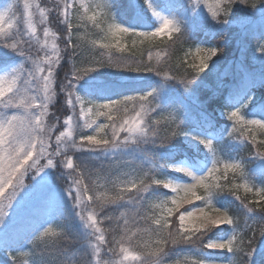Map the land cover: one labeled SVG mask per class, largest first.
<instances>
[{"label":"snow or ice","instance_id":"1","mask_svg":"<svg viewBox=\"0 0 264 264\" xmlns=\"http://www.w3.org/2000/svg\"><path fill=\"white\" fill-rule=\"evenodd\" d=\"M50 3L9 0L0 8V46L22 58L0 72V248L13 264H217L205 255L193 254L192 248L229 253V264H249L244 258H251L255 251L256 232L264 236V215H255L264 214V187L248 178L246 157L223 159L220 147L226 135L240 153L248 152L247 158L264 161V103H253L251 94L254 88H264V73L257 76L236 64L241 86L227 90L229 104L224 108L228 110L221 112L231 126L217 128L213 116L201 108L194 119L215 131L192 135L183 126L179 109L169 112L157 102L159 92L154 87L116 98L111 90H89L96 96L91 99L81 95L77 85L91 73L111 69L151 74L163 83L175 81L188 93L207 70L217 75L213 96L222 94L223 76L232 66L221 70V48L197 45L193 53L189 47L183 59L172 62L177 46L182 50L186 44V31L201 27L195 16L182 28L175 16L158 11L153 0H127L128 11L137 13L135 19L142 26L138 28L117 20L112 0L89 5L81 0ZM237 4L247 5L248 0H218L213 7L201 0L186 7L177 0L186 13L208 7L207 15L220 26L219 31L235 23L229 17ZM258 5L264 19V0L251 3L253 9ZM81 9L80 22L74 24ZM145 9L158 21L154 30L143 27L149 23L141 14ZM101 14L103 21L98 20ZM85 19L99 32L105 31L102 25L106 24L108 42L86 40L80 33L82 26L87 27ZM123 36L133 38V43L137 38L167 40L153 64L151 49L146 61L123 55ZM113 49L121 55H113ZM255 51L264 61V27ZM250 103L260 118L246 115ZM179 137L209 158L202 173L185 163L162 161L152 152ZM81 150L93 154L91 163L74 159V153ZM160 168L179 175L170 177ZM56 181L63 184L62 189ZM240 189L259 199L241 197ZM220 194L232 196L242 212L237 215L217 206ZM65 196L83 227L82 233L71 238L49 222L63 212ZM10 229H15V236ZM214 230L226 238L205 239ZM21 239H27L29 250H9ZM77 253L79 258L73 260Z\"/></svg>","mask_w":264,"mask_h":264},{"label":"trees","instance_id":"2","mask_svg":"<svg viewBox=\"0 0 264 264\" xmlns=\"http://www.w3.org/2000/svg\"><path fill=\"white\" fill-rule=\"evenodd\" d=\"M112 1L115 3V14L118 21L125 23V25L128 26L138 27V28L142 27L135 19L137 13L130 12L125 7L127 0H112ZM38 2H42V0H38ZM252 2L253 0H248L247 5H240V9L238 10L239 11L238 13H236V9L239 7V4L234 5L233 12L230 14L229 20L235 22L236 20H240L239 18H241V16H245L246 14L252 13L256 15L259 9V5L256 9H253L251 7ZM163 4L164 5L166 4L168 7L183 14L184 16L187 15L188 19L192 16H195L194 11L189 10L186 13L184 8L177 6V0H166ZM185 6L188 7L190 5L185 4ZM141 14L148 17L149 23L147 25H144L143 27L149 30L155 25V23L148 16L146 10H143ZM179 18L182 28H186L187 26V24H185L186 22L183 19H181V17ZM195 22L201 25V27L193 31H186V41H185L186 44L183 45L182 50L179 48V46H177V51L173 55L172 62L173 64H175L177 57L183 59V52L187 51L189 47L192 48L193 53L197 45H201V46L214 45L221 48L222 52L220 53V58L218 61V63L221 66V70L224 71L226 66L230 64L232 66L231 69L227 71V74L223 76L224 86L223 89L220 90L222 94L213 96V92L217 91V75L214 73H208L207 70L204 73H201L199 77H197V80L193 83L189 92L186 93L184 89L181 88L175 81H169L167 83H163L159 77H156L151 74L114 72L111 69H100L97 72L91 73L88 77H86L85 84L83 85L86 87L82 88L83 93L90 94L89 90H95V91L111 90V92L113 93L112 97H116L117 94H130L133 91H146L149 90L150 87H154L157 89L160 96L158 97L157 102L162 106H166L168 108V111L173 110L172 108L179 109L182 115L184 112L188 113V110H186L185 108H187L188 105L192 104L190 100H188L187 98L197 102L202 100L203 98L204 103L210 101L209 104L212 106L218 105L220 103L223 106H225V104L223 103V98L224 96L227 95V90L241 86L240 75L239 73L235 72L236 64H243L250 73H255L257 76L264 73V61H262L261 58L258 57V53H256L255 51L257 47V38L259 37L260 30L262 29V27H264V25L260 24L258 25V27H256V29H251L252 27L250 26V24H247L245 27V31L242 32L241 28L239 29L238 26L236 27L235 23L225 26L224 31H219L220 26L215 25L214 22L211 21V19L199 18L195 16ZM207 26H212V27H207ZM213 27L216 29L215 35H212ZM166 40H167L166 37H157L156 39H154V43L152 45L149 43L148 45L150 46L142 45L141 47L132 49L131 51L124 52L123 55L129 57L135 55L136 58L142 57L146 61L148 58V50L151 49L153 56L152 63L155 64L156 52L161 51L165 47ZM112 54L121 55V53H117L115 52V50H112ZM97 56H99L98 52H97ZM103 59L107 60V55H105ZM11 60H12L11 56H7L4 54L0 55V68L7 65ZM253 90H260V92L258 93L256 92L257 96L262 98L264 97V88L257 87L254 88ZM90 96L96 98L94 94H90ZM183 106H185V108ZM212 109H214V107ZM207 111H209V109H207ZM53 112H56L57 115H60L57 109ZM189 112H190V108H189ZM54 119L55 118H53V122ZM178 144L180 145V140L177 138L169 146L165 148L152 149V152H154L155 156L159 157V159L162 161L168 160V162H172V161L175 162L176 160L180 159L181 151L173 146H177ZM235 144H236L235 141L229 142L227 144V149L228 150L236 149ZM247 153L248 152L240 153L239 151L233 152V154L237 156L246 157L245 162L248 159ZM92 155L93 154L81 150L74 153V159L82 163H91L92 161L90 158L92 157ZM246 166H248V164H246ZM160 170H163L162 171L163 173L168 174L171 177H175L173 173L167 171L166 169L163 168L158 169V171ZM56 184L58 188L62 189L63 184L60 181H56ZM243 196L250 199L249 196L241 194V197ZM216 203L218 206H222L223 208L228 209L233 214L239 215L242 212V209L239 206V202L236 201L230 195L220 194L219 196L216 197ZM255 215L257 216V218H259L261 215L264 214L256 213ZM241 222L243 223V218ZM53 226L62 228L69 235L70 238L79 235L80 233L83 232V227L81 225V222L77 217H75V214L72 210L71 201H69L66 196L64 197V210L63 212H60L58 214V217L53 220ZM222 227H227V226H222ZM230 231L231 230L229 229V232ZM220 236L226 237V234L219 233L214 230L212 233H209L208 237H206L205 239H212V238L216 239L217 237L219 238ZM248 236H252V233L249 232ZM145 239H147V237H145ZM23 242L24 239H21L17 243H23ZM254 246H255V251L253 252L252 257L251 258L245 257L244 259L248 260L249 264L251 263L264 264V236H260L259 231L256 232ZM12 250H18V249H12ZM189 250L192 251L193 254L205 255L206 258L212 259L221 264L223 262L229 264V259L231 257V254L226 252L212 251V250H207L206 252H200L194 248ZM73 252H77V250L73 248ZM78 258L79 256L77 253L76 256L73 257V260ZM23 259L24 258H21V260ZM173 259H176V257L174 256ZM0 264H13V261L8 255L0 251ZM129 264H131V262H129Z\"/></svg>","mask_w":264,"mask_h":264},{"label":"rangeland","instance_id":"3","mask_svg":"<svg viewBox=\"0 0 264 264\" xmlns=\"http://www.w3.org/2000/svg\"><path fill=\"white\" fill-rule=\"evenodd\" d=\"M9 2V0H1L0 1V8H2L3 6H5L7 3ZM81 2L85 5H89V4H92V3H103L104 0H81ZM192 2L194 3V0H192ZM218 0H201V3H206L208 7H213L217 4ZM42 5L43 4H47L48 6H51V3H50V0H42ZM208 7H205L204 10L202 8H199L197 9L198 13L200 14V16L202 18H208L210 19V16L208 17ZM240 9V5L239 7L236 9V13H238ZM22 11V8L20 9ZM158 10V9H157ZM95 11L97 12H102L101 9H95ZM113 11L115 13V9H114V5H113ZM160 11L163 15L165 16H170V15H167L166 13H164L163 11L161 10H158ZM83 14V9L80 10V14H77V16L74 18V21L73 23L76 24V23H79L80 20H79V15ZM92 12H89L88 15H91ZM197 14V15H199ZM173 16V15H172ZM104 16L103 14H101L99 17H98V20L100 21H103L104 20ZM186 18V17H185ZM242 19L240 20H236L235 21V24L236 26L238 27H242L245 23H247V21L251 19L254 20V21H257L258 19H262L261 16H260V10L258 9V12L256 13V15L250 13V14H246L245 16H241ZM154 19V18H153ZM84 24L87 25V27H81L80 28V33L81 35H83L86 40H91V39H97L99 42H108V36H107V25L106 24H103L102 26L105 28V31L104 32H99L97 29H94L92 27V22L91 21H87L85 19V21L83 22ZM157 26H158V21H157ZM60 28H62L63 26H59ZM53 30L54 31H57V26L56 25H53ZM154 30V29H153ZM58 32V31H57ZM95 34V35H94ZM167 39V37H166ZM112 42H115V41H112ZM120 42L126 46V51L125 52H128V51H131L132 49H136L138 47H141L142 45H147V46H150L148 45L149 44H153L154 43V40L152 41H146V40H143V38H137L135 40V43H133V38L131 37H128V36H123L120 38ZM114 50V49H113ZM157 53V52H156ZM7 55V56H11L12 60H11V63H9L5 68L1 69L0 72L2 71H7L8 69H10L11 67H14L16 66L17 64H19L21 62V57L19 55H17L15 52L9 50V49H6L4 48L3 46H0V55ZM85 84V80L82 81V83L80 82L78 85H77V89H79V87H82L83 85ZM86 87V86H84ZM79 91V90H78ZM80 92V91H79ZM81 95H83L81 92H80ZM60 103H62V101H60ZM56 108H53L52 111H55ZM63 118V117H62ZM61 118V119H62ZM192 135H194L192 133ZM181 139H183V141H185V138L184 137H180ZM190 140V138H189ZM191 143L193 144H198V142L196 141H191ZM188 145V144H187ZM189 146V145H188ZM198 147L202 150L203 146L202 145H198ZM194 151H196L195 148H192ZM197 152V151H196ZM202 156H204L203 160L201 159V166L203 167V171L206 170V167L208 166L209 164V158L204 154L203 151H200L199 152ZM181 163V162H179ZM54 171V170H52ZM202 171V172H203ZM201 172V173H202ZM197 174H200V173H197ZM179 175V174H177ZM229 176H231V173H229ZM30 179L29 178H26V182ZM243 193L244 190L243 189H240ZM253 196H254V200H258L259 198L256 197L253 193H251ZM185 207H187V205H185ZM189 210H192V209H189ZM58 214H55L54 216L50 217L49 218V222H52L55 218L58 217ZM10 232L12 233L13 236H15V229H10ZM30 238V237H29ZM213 239V238H212ZM30 245L27 243V239L24 243H17V241H14L12 244H11V248L9 250H12V249H18V250H29L30 249ZM0 251L4 252L6 255L7 252L3 250V248H0ZM9 256V255H8ZM10 257V256H9ZM11 258V257H10ZM23 261V260H22ZM217 264H220L217 262ZM225 264V263H224Z\"/></svg>","mask_w":264,"mask_h":264}]
</instances>
